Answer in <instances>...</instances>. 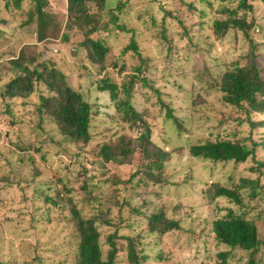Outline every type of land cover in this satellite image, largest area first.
Returning <instances> with one entry per match:
<instances>
[{"label": "rangeland", "instance_id": "obj_1", "mask_svg": "<svg viewBox=\"0 0 264 264\" xmlns=\"http://www.w3.org/2000/svg\"><path fill=\"white\" fill-rule=\"evenodd\" d=\"M50 2L59 26L54 30L55 38L40 46L48 51L46 57L72 77L88 100L100 107L94 135L105 136V128L111 127V134L120 130L137 136L140 131L137 126L113 119L116 114L110 95L98 90L99 68L86 57L81 59L72 54L79 38L69 34L65 39L66 1ZM120 2L126 3L122 22L135 31L111 32L113 45L107 65L115 61L117 67L109 66L110 77L120 82L122 66L132 73L140 63L133 51L122 54L133 36L144 58L151 61L147 72L159 90L138 86L134 104L152 128L154 145L169 155L161 158L162 165L152 170L141 152L134 155L131 164L105 163L95 153L101 142L74 144L62 137L49 120L39 127L32 109L27 117L21 112L18 106L21 100L13 105L15 122L1 106L0 144L11 148L10 158L19 164L14 171L26 181L13 187L0 183V264H75L78 238L70 221L73 203L87 215L107 210L113 224H122L121 233L138 242L145 257L143 264H220L218 254L228 250L231 251L227 264H246L250 252L230 249L214 239L213 221L232 208L246 214L258 226L262 244L255 257L264 264V173L261 175L264 166L259 167L251 158L243 163H216L194 158L190 153L191 144L218 136L252 143L247 125L220 119L221 111L230 112L231 107L223 103L221 93L208 87L212 79L203 68L207 59L212 65V77L217 79L224 63L245 55L248 42L241 32H229L214 45L216 40L208 27L213 19L226 18L228 12L221 10L236 9L240 0H108L107 7L115 8ZM249 2L253 3L254 11L242 9L239 16L246 14L250 22L260 23V30L252 34L264 43V0ZM10 13L11 8L0 0V16ZM19 24L17 20L0 22V30L9 34L8 39L0 34V54L10 51L12 46L15 50L22 36L24 43L37 42V24L18 29L20 36L13 35ZM211 44L213 48L209 47ZM259 52L264 63V44ZM3 65L6 62L2 60L1 70ZM163 103L172 108L176 121L168 118V106ZM31 120H36L33 126L24 124ZM254 132L257 140L264 139V126ZM258 153L263 160L260 162H264V149L259 148ZM242 177L261 178L262 185L256 187L255 196L252 187H245L240 190L242 204L214 198L216 185L236 188ZM91 194L97 200L91 201ZM160 212L178 220L182 228L151 232L149 218ZM114 228L104 226V236ZM118 264H128L125 253L120 254Z\"/></svg>", "mask_w": 264, "mask_h": 264}, {"label": "trees", "instance_id": "obj_2", "mask_svg": "<svg viewBox=\"0 0 264 264\" xmlns=\"http://www.w3.org/2000/svg\"><path fill=\"white\" fill-rule=\"evenodd\" d=\"M2 1L5 7L11 8V13L8 16H0V22L19 21L20 24L15 28L16 32L12 33L17 36H20L18 29L36 23L37 42L24 43L25 37L22 36L18 39V46H14L15 50L12 46L10 51L1 52L0 61H5L6 65H3L2 70L0 69V111L1 106L5 107V115L12 117V121L15 122L13 105H16L15 101L21 100L18 105L21 112L27 117L32 113L29 109H32L33 116L39 119L37 124L39 127L42 128V124L49 120L62 137L74 144L87 146L94 140L101 142L95 153L96 158L105 163L131 164L134 155L141 152L148 161L150 170L158 164L162 165L161 158H166L169 152L154 145L152 128L133 100L138 86L151 87L155 92L159 91L147 72L151 61L144 58L136 38L132 36V40L126 44L122 54L125 55L131 50L140 59L133 72L129 73L122 66L119 71L122 72L123 78L117 82L110 77L109 71V66L116 68L117 64L114 61L111 65H107V58L113 45L110 44L111 32L135 31L122 22V17L126 14V3L120 2L115 8H108V0H65L67 32L64 31V34L66 33L65 39L69 38V34L79 38L76 49L72 48V54L81 59L86 57L99 68L101 78L98 80V90L110 95L116 114L113 119L117 118L126 125L137 126L140 129L137 136L120 130L111 134L113 131L111 127L105 128V136L94 135V122L100 107L88 100L81 88L76 87L72 77L60 70L50 57H46L48 51L42 49L44 46H40L41 43L50 41L49 38H55L54 30L59 26L54 19L55 11L52 10L51 0ZM242 9L253 12V3L249 0H240L236 9L221 10L228 12V16L224 19H213L210 24L208 23V27L215 37L214 45L222 41L229 32H241L248 42L245 55L239 60L224 63L222 67L224 70L217 79L212 77L214 76L211 72L212 65H209L207 59L203 68L210 75L209 79H212L208 87L221 93L223 103L231 107L230 112L221 111L220 119L247 125L252 143L218 136L215 139L191 144L190 153L194 158L216 163H243L251 158L262 167L264 162H260L263 160H260L258 151L259 148L264 149V139L257 140L254 131L264 126V63L261 60L262 53L259 52V48L261 49L264 43L258 42L252 34L254 30H260V23L256 20L250 22L246 14L239 16V11ZM64 18L65 16L61 26ZM179 22L182 23L180 19ZM164 24L163 29L166 30ZM0 34L6 39L9 38V34L4 30H0ZM163 36L167 41L166 33ZM214 45L211 44L209 47L213 48ZM82 51L84 54L80 55ZM208 53H211V50H208ZM163 105L168 106L166 103ZM167 108L168 118L176 121L177 117L172 113V108L169 106ZM35 122L36 120L28 123L25 121L24 124L33 126ZM10 152H12L11 148L9 150L0 144V183L7 187L22 185L26 181L14 171L19 164L13 162ZM155 158H158L157 162ZM261 185V178L242 177L241 183L236 188L216 185L214 198H227L242 204L240 190L252 187V195L255 196L256 187ZM21 187L26 190L25 187ZM93 195H90V200H97V196ZM107 213V210H101L97 215H87L76 203L70 207V221L78 238L75 264H118L121 253L126 254L128 264H143L145 257L138 249V242L131 236L123 235L122 224H113ZM104 226H115V228L104 236L105 232L102 230ZM149 227L151 232L162 233L182 228L178 220L169 219L163 212L150 216ZM212 231L214 239L219 244L226 245L230 249L238 248L250 252L251 257L246 264H260L255 257L262 244L258 226L246 214L238 213L231 208L213 221ZM230 251H222L218 254L222 260L220 264H227Z\"/></svg>", "mask_w": 264, "mask_h": 264}]
</instances>
